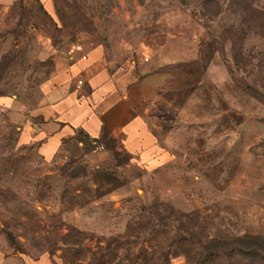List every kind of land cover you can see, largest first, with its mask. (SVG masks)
<instances>
[{
	"label": "rangeland",
	"instance_id": "374dc122",
	"mask_svg": "<svg viewBox=\"0 0 264 264\" xmlns=\"http://www.w3.org/2000/svg\"><path fill=\"white\" fill-rule=\"evenodd\" d=\"M0 8V251L56 264H264V0H53ZM102 44L154 87L169 161L119 145L98 168L18 146L4 103L34 108L52 57ZM102 149H104L102 147Z\"/></svg>",
	"mask_w": 264,
	"mask_h": 264
},
{
	"label": "crops",
	"instance_id": "0c3cea01",
	"mask_svg": "<svg viewBox=\"0 0 264 264\" xmlns=\"http://www.w3.org/2000/svg\"><path fill=\"white\" fill-rule=\"evenodd\" d=\"M19 3L24 16L40 9L51 19L55 14L53 0H0V8L8 11ZM52 60L34 108L2 104L17 126L18 146H33L44 162L76 150L90 168L105 165L118 145L120 152L147 171L169 161L147 121L146 105L154 90L148 80H138L128 65L109 58L102 44L75 45ZM0 264L56 263L45 255L31 260L0 251Z\"/></svg>",
	"mask_w": 264,
	"mask_h": 264
},
{
	"label": "built area",
	"instance_id": "2783aa9c",
	"mask_svg": "<svg viewBox=\"0 0 264 264\" xmlns=\"http://www.w3.org/2000/svg\"><path fill=\"white\" fill-rule=\"evenodd\" d=\"M82 84V82L81 81H78V85H81ZM101 149H102V147H100Z\"/></svg>",
	"mask_w": 264,
	"mask_h": 264
}]
</instances>
